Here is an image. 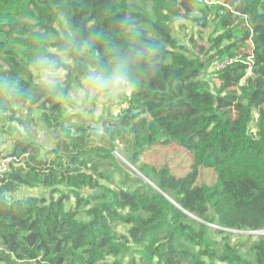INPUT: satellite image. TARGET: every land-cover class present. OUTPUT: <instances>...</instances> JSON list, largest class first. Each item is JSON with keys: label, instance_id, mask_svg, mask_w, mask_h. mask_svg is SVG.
<instances>
[{"label": "trees", "instance_id": "trees-1", "mask_svg": "<svg viewBox=\"0 0 264 264\" xmlns=\"http://www.w3.org/2000/svg\"><path fill=\"white\" fill-rule=\"evenodd\" d=\"M175 18L198 25L190 45ZM43 57L64 72L52 85L37 75ZM97 58H127L128 105L101 128L70 129L66 100ZM21 108L57 143L44 156L15 140L0 264H264V235L245 233L264 228V0H0V134L17 131ZM174 144L192 157L185 176L142 160ZM200 167L216 185H196ZM21 188L47 195L11 198Z\"/></svg>", "mask_w": 264, "mask_h": 264}, {"label": "rangeland", "instance_id": "rangeland-1", "mask_svg": "<svg viewBox=\"0 0 264 264\" xmlns=\"http://www.w3.org/2000/svg\"><path fill=\"white\" fill-rule=\"evenodd\" d=\"M240 6L241 5L239 4L236 9L237 11H239ZM147 11L149 14H153L150 7L147 9ZM172 25L174 34L181 43L190 45V36L192 34H194L195 37L198 36V25L195 23H190L184 18H175L172 22ZM209 33L210 29L205 30L203 32L204 37H207ZM63 73V71L53 73V76L51 77L53 84L63 76ZM37 75L39 80H42L43 72L39 74L37 73ZM206 76L208 77L209 75ZM218 83L219 81L215 80V86ZM79 87H77L66 100V123L70 129L75 127V125L78 126L82 124L87 127L98 126L101 128L103 125H105V122L113 120L112 117L119 115L125 105H128V101H125V97L130 95L134 89L132 86L131 89L116 95L107 94L103 97V100H101L98 96H93L85 102L78 95ZM20 116L22 117V123L14 124L18 132H9L8 130H3L0 134V157L1 155L4 156L10 154L16 139L37 142L43 146L44 156L49 155L56 146V135L58 132L46 129L39 121V111L34 108L31 110L27 108H21ZM63 137L65 138V136ZM122 147L123 144H117L116 150H119ZM142 160L155 166L168 165L171 167L173 173L177 177L185 176L190 171V166L193 162L191 155L185 149L175 144L168 147L153 146L149 151H147L145 155H143ZM126 167V171L130 173L131 177H136V169L133 167L131 168L129 165H126ZM217 182V173L213 169L200 167L196 185L214 186L217 184ZM29 195L43 196L47 195V191L42 188H21L16 194L12 195L11 198H20ZM232 233L243 234L241 232L235 231H232ZM232 238L233 241L238 240V237Z\"/></svg>", "mask_w": 264, "mask_h": 264}, {"label": "clouds", "instance_id": "clouds-1", "mask_svg": "<svg viewBox=\"0 0 264 264\" xmlns=\"http://www.w3.org/2000/svg\"><path fill=\"white\" fill-rule=\"evenodd\" d=\"M82 47H87V45L85 44ZM37 63L42 65V83L45 85H52L53 81L51 77L54 72L58 71L56 68V61L43 57L38 58ZM129 72L127 58H116L111 68H108L99 58H97L94 62V66L90 67L84 75L81 81V86L78 89V95L86 102L93 96H98L103 100V97L107 94L116 95L127 91L132 87ZM116 151L120 153V157L116 156ZM114 154L118 159L124 161L120 150L115 149ZM124 162L129 165L126 161ZM130 167L132 168V166Z\"/></svg>", "mask_w": 264, "mask_h": 264}, {"label": "built area", "instance_id": "built-area-1", "mask_svg": "<svg viewBox=\"0 0 264 264\" xmlns=\"http://www.w3.org/2000/svg\"><path fill=\"white\" fill-rule=\"evenodd\" d=\"M206 3L208 4H213L214 2H216V0H204ZM238 13V12H236ZM233 63V58H225L223 60H218L215 65H214V70H223L224 68H226L227 66L231 65ZM252 72V70H248L247 75H249ZM116 144L121 145L120 141H117ZM115 154L120 157V153L118 151L115 152ZM16 161H18L17 156L16 155H4L2 157H0V178L3 177V175L10 170V167L12 164H14ZM249 234H253V235H264V228L261 230H257V231H250L248 232Z\"/></svg>", "mask_w": 264, "mask_h": 264}, {"label": "water", "instance_id": "water-1", "mask_svg": "<svg viewBox=\"0 0 264 264\" xmlns=\"http://www.w3.org/2000/svg\"><path fill=\"white\" fill-rule=\"evenodd\" d=\"M136 172H137V170H135ZM146 179V178H145ZM149 181V180H148ZM227 230H229V231H235V232H239V231H236V230H230V229H227ZM248 232H250V231H245V233H248Z\"/></svg>", "mask_w": 264, "mask_h": 264}]
</instances>
